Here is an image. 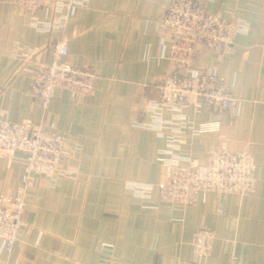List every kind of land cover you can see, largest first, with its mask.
Listing matches in <instances>:
<instances>
[{"label":"crops","instance_id":"1","mask_svg":"<svg viewBox=\"0 0 264 264\" xmlns=\"http://www.w3.org/2000/svg\"><path fill=\"white\" fill-rule=\"evenodd\" d=\"M170 1L88 0L71 8L63 29L42 31L15 0H0V116L27 123L43 117L63 135L66 150L55 176L31 175L19 239L11 251L0 241V264H100L103 243L112 245L109 264H181L192 257L202 226L215 233L208 262L264 264V0H203L209 11L234 13L249 28L222 56L198 48L194 64L223 77L236 103L196 114V121L216 126L181 145L183 154L204 161L215 145L240 149L249 143L254 191H209L185 205L163 196L165 139L143 125L150 121L153 79L171 70L158 29ZM35 14L50 20L53 13L39 8ZM61 37L70 60L93 65L98 76L91 94L56 89L43 109L24 64L48 60V43ZM186 112L192 116V109ZM25 155L0 149V191L18 189ZM131 181L152 186L140 195ZM36 185L54 191L52 207L33 203Z\"/></svg>","mask_w":264,"mask_h":264},{"label":"built area","instance_id":"2","mask_svg":"<svg viewBox=\"0 0 264 264\" xmlns=\"http://www.w3.org/2000/svg\"><path fill=\"white\" fill-rule=\"evenodd\" d=\"M32 13L31 24L38 30L63 29L72 7L85 5L88 0H15ZM39 8L52 11L50 20L35 14ZM249 28V22L231 12H211L203 0H171L158 22L162 43L168 47L167 59L171 70L153 79L155 90L146 105L150 121L143 123L156 129L165 139L162 161L166 166V181L159 184L163 196L171 202L191 204L205 192H233L248 194L254 191L256 163L249 143L240 149L215 145L206 160L183 154L181 145L188 137L214 128L213 121H196L198 113H213L228 109L236 103L223 77L206 67L194 64L195 54L205 46L213 54L228 53L235 37ZM50 58L40 61L25 60L29 73L30 92L46 109L56 89L72 95H87L94 90L98 76L93 65L73 63L69 43L65 38L48 43ZM192 109V116L186 110ZM170 112L166 117L164 113ZM0 149L12 153L25 152L21 184L15 193L0 191V241L11 251L23 221L28 187L32 174L55 176L66 157L64 137L42 117L37 123L16 122L0 116ZM129 187L144 195L149 182L131 181ZM33 203L52 207L56 202L54 191L43 186L34 188ZM214 231L199 227L192 242L193 255L181 264H212L207 261L213 248ZM100 264H109L106 250L112 245L103 243ZM228 264H233V260Z\"/></svg>","mask_w":264,"mask_h":264}]
</instances>
